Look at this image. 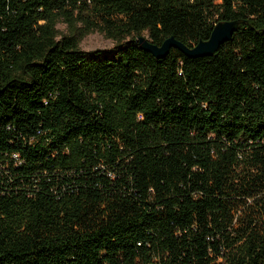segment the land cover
<instances>
[{"label":"trees","instance_id":"obj_1","mask_svg":"<svg viewBox=\"0 0 264 264\" xmlns=\"http://www.w3.org/2000/svg\"><path fill=\"white\" fill-rule=\"evenodd\" d=\"M0 264H264V0H0Z\"/></svg>","mask_w":264,"mask_h":264},{"label":"water","instance_id":"obj_2","mask_svg":"<svg viewBox=\"0 0 264 264\" xmlns=\"http://www.w3.org/2000/svg\"><path fill=\"white\" fill-rule=\"evenodd\" d=\"M242 23H245V21L219 22L214 26L209 39L201 40L194 47L185 45L173 36L167 38L161 45L152 43L146 36H140L136 41L142 49L152 53L157 58L166 57L172 48L179 49L185 55L192 58L212 56L223 43L232 39L233 34L238 31Z\"/></svg>","mask_w":264,"mask_h":264},{"label":"rangeland","instance_id":"obj_3","mask_svg":"<svg viewBox=\"0 0 264 264\" xmlns=\"http://www.w3.org/2000/svg\"><path fill=\"white\" fill-rule=\"evenodd\" d=\"M58 30L60 31L61 35L69 34V30L65 23H59L57 25ZM147 35V33H145ZM131 37L125 39L128 41ZM115 42L111 39H108L103 33L101 32H92L82 38L80 42V48L84 51H104L108 52L113 49Z\"/></svg>","mask_w":264,"mask_h":264}]
</instances>
